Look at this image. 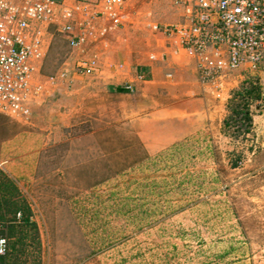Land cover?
<instances>
[{"label":"rangeland","instance_id":"374dc122","mask_svg":"<svg viewBox=\"0 0 264 264\" xmlns=\"http://www.w3.org/2000/svg\"><path fill=\"white\" fill-rule=\"evenodd\" d=\"M186 3L130 0L120 30L80 50L52 31L33 115L0 114V169L38 226L20 264H264V64L204 86L166 32ZM89 56L102 74L150 71L120 93L106 74H73ZM252 76L253 130H227L231 95Z\"/></svg>","mask_w":264,"mask_h":264},{"label":"built area","instance_id":"2783aa9c","mask_svg":"<svg viewBox=\"0 0 264 264\" xmlns=\"http://www.w3.org/2000/svg\"><path fill=\"white\" fill-rule=\"evenodd\" d=\"M127 1L0 0V114L19 122L33 115L52 31L73 50L89 47L126 23ZM185 17L166 32L197 61L205 85L221 87L233 73L264 63V0H194ZM102 71L98 56L82 57L72 69L79 76ZM125 89L135 91L133 85ZM7 253L8 240L0 235V256Z\"/></svg>","mask_w":264,"mask_h":264},{"label":"trees","instance_id":"16d2710c","mask_svg":"<svg viewBox=\"0 0 264 264\" xmlns=\"http://www.w3.org/2000/svg\"><path fill=\"white\" fill-rule=\"evenodd\" d=\"M115 91L127 92L124 87H117ZM262 100L263 86L259 77L252 76L232 93L227 104L229 116L224 122L225 128H237L243 134L251 133L254 126L251 108ZM19 193L14 181L0 169V235L8 240V253L0 256V264H20L23 256H27L30 229L38 232L37 223L32 220L33 211L18 200ZM35 238H39L38 235Z\"/></svg>","mask_w":264,"mask_h":264},{"label":"crops","instance_id":"0c3cea01","mask_svg":"<svg viewBox=\"0 0 264 264\" xmlns=\"http://www.w3.org/2000/svg\"><path fill=\"white\" fill-rule=\"evenodd\" d=\"M188 1H189V3H186V4H191V2L194 1V0H187V2ZM72 2H73V0H72ZM127 3H128L127 5H129L130 4V0H128ZM127 10H128V7H127L126 11ZM125 14H126V12H125ZM184 16H186V14ZM125 20L127 22V16H125ZM128 24L129 23H127V25ZM117 30H120V28L114 30L112 33L117 32ZM263 64H261V65H263ZM149 68L150 67H147V68L145 67L143 69L140 68V69H137V73H134L132 66L130 64H125L124 67H122L120 69L117 68V72H115V73L113 71H111L110 69H108V71H104L103 74H106V75H104L103 78L105 80H109L110 82H112V84L114 82H116L117 84H119L118 87H122V88L124 87L125 88L128 85H133L135 87L137 86L136 89H139L138 86L140 85V82H139V76L141 75L140 73H142L143 71L144 72L145 71H150ZM151 72H153L152 68H151ZM103 74H101L100 76H103ZM199 79L200 78H199V74H198V80ZM199 81L202 82L201 80H199ZM120 84H124V85L123 86L122 85L120 86ZM203 85L206 86L204 83H203ZM115 88H117V87H115ZM115 88H113V89L115 90Z\"/></svg>","mask_w":264,"mask_h":264}]
</instances>
